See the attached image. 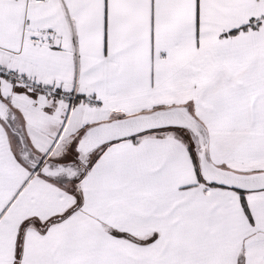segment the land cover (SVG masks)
<instances>
[{"label":"snow or ice","instance_id":"6c2138e0","mask_svg":"<svg viewBox=\"0 0 264 264\" xmlns=\"http://www.w3.org/2000/svg\"><path fill=\"white\" fill-rule=\"evenodd\" d=\"M0 264H264V0H0Z\"/></svg>","mask_w":264,"mask_h":264}]
</instances>
